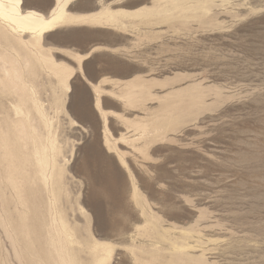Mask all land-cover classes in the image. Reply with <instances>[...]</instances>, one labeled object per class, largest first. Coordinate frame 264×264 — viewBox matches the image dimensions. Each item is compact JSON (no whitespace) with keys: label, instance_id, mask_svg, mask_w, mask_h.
<instances>
[{"label":"rangeland","instance_id":"rangeland-1","mask_svg":"<svg viewBox=\"0 0 264 264\" xmlns=\"http://www.w3.org/2000/svg\"><path fill=\"white\" fill-rule=\"evenodd\" d=\"M82 7L27 47L0 24V264H264V0Z\"/></svg>","mask_w":264,"mask_h":264},{"label":"bare ground","instance_id":"bare-ground-1","mask_svg":"<svg viewBox=\"0 0 264 264\" xmlns=\"http://www.w3.org/2000/svg\"><path fill=\"white\" fill-rule=\"evenodd\" d=\"M69 1L70 0H56L48 14L43 15L42 13L34 10L22 11V0H0V24L6 27L8 34L16 38L18 43L27 47L30 44V40L23 39L22 35L25 33L30 34L34 41L39 42L43 33L52 31L61 24L66 22L83 21V16L87 14H73L65 9V6ZM108 17V12H101L98 16L92 17L90 21H93L94 23L108 21ZM11 50L10 58H2V60L4 64L8 65L5 75L7 80L10 82L11 86L19 91V93H17L19 96V102L13 107V109L15 114L20 118V122L15 127L18 138L22 139L24 136H28L29 131L31 130L27 129L29 126L26 127L23 124V121L28 119L24 108V94L27 89H32L25 80V76L28 74L27 70H29L30 66L29 63L21 56L19 51L14 48H11ZM76 55L78 62H80L83 56L88 55V53L82 55L77 53ZM13 92L16 93V91ZM33 93V91L30 92L32 95V102L38 109V99L33 96ZM50 146L54 149V141L51 142ZM35 157L39 167L42 168L44 162L42 152L36 150Z\"/></svg>","mask_w":264,"mask_h":264},{"label":"snow or ice","instance_id":"snow-or-ice-1","mask_svg":"<svg viewBox=\"0 0 264 264\" xmlns=\"http://www.w3.org/2000/svg\"><path fill=\"white\" fill-rule=\"evenodd\" d=\"M44 0H37V7H38V10H44L42 8V4H43ZM81 3L83 5L82 9L83 11H89L91 10L89 5L92 3V0H81ZM132 7H135V5H132ZM87 50V49H85Z\"/></svg>","mask_w":264,"mask_h":264}]
</instances>
